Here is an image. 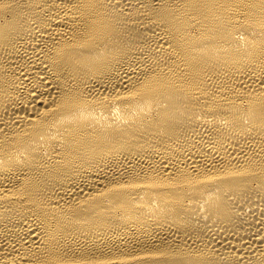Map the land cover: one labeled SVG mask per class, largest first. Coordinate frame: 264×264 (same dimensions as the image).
I'll return each instance as SVG.
<instances>
[{"label": "bare ground", "instance_id": "1", "mask_svg": "<svg viewBox=\"0 0 264 264\" xmlns=\"http://www.w3.org/2000/svg\"><path fill=\"white\" fill-rule=\"evenodd\" d=\"M0 264H264V0H0Z\"/></svg>", "mask_w": 264, "mask_h": 264}]
</instances>
